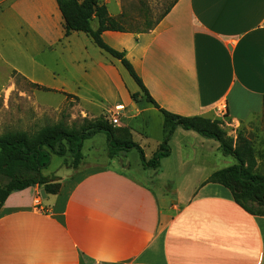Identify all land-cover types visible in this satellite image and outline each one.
I'll use <instances>...</instances> for the list:
<instances>
[{
	"label": "crops",
	"instance_id": "0c3cea01",
	"mask_svg": "<svg viewBox=\"0 0 264 264\" xmlns=\"http://www.w3.org/2000/svg\"><path fill=\"white\" fill-rule=\"evenodd\" d=\"M102 2L111 17L128 19L123 0ZM167 9L147 31L101 37L124 52L160 108L222 120L236 134L263 109L264 0H173ZM94 65L118 97L108 73L118 74L120 62L99 53ZM146 104L132 117L160 114ZM161 132L149 154L147 141L136 143L146 159L163 139V122ZM169 147L158 169H143L151 184L168 183L156 191L122 163L63 179L45 199L38 186L12 192L0 207V264H264V217L208 182L224 169L218 142L178 127Z\"/></svg>",
	"mask_w": 264,
	"mask_h": 264
},
{
	"label": "rangeland",
	"instance_id": "374dc122",
	"mask_svg": "<svg viewBox=\"0 0 264 264\" xmlns=\"http://www.w3.org/2000/svg\"><path fill=\"white\" fill-rule=\"evenodd\" d=\"M172 1L123 0L122 10L128 18L122 22L124 28L133 32L146 31ZM114 7L111 6L112 10ZM146 12L147 20H144L142 14ZM99 53L108 55L84 33L64 36L55 0H0V135L9 132L34 134L58 123L78 127L83 121H103L119 129L122 135L130 133L137 144L147 141L144 152L149 154L161 139L162 116L152 110L132 117L142 109L140 107L147 105L145 99L140 93L136 100L131 99L132 92L139 88L123 66L119 67L118 74L108 73L119 83L117 97L113 85L94 65ZM114 119L117 120L115 124L112 123ZM145 122H148L147 129L142 127ZM240 129L255 149V171L264 175V104L262 111L244 122ZM225 130L228 136H236L230 128ZM144 133L147 140L141 138ZM105 141L103 133L84 141L82 159L77 167H73L69 155L52 156L43 174L55 179L53 187L59 189L63 179H72L85 169L123 170V163L130 176L155 191L158 186L168 185L167 182L151 184L150 179H145L152 172H144L136 150L120 152L109 159ZM235 163L232 157L225 156L220 168Z\"/></svg>",
	"mask_w": 264,
	"mask_h": 264
},
{
	"label": "trees",
	"instance_id": "16d2710c",
	"mask_svg": "<svg viewBox=\"0 0 264 264\" xmlns=\"http://www.w3.org/2000/svg\"><path fill=\"white\" fill-rule=\"evenodd\" d=\"M55 4L63 21L65 37L72 33H84L101 51L120 62L138 86L145 101L160 112L163 119V139L151 158L146 159L142 149L132 140L130 133L122 135L119 129L103 121H83L78 127H66L58 123L45 126L34 134L26 132L1 134L0 207L12 192L29 187L38 186L43 188L46 194H55L58 191L53 187L55 179L43 174L52 156L69 155L73 167H77L82 159L83 142L100 133L106 136L109 159L115 158L120 152L136 150L140 155L143 169H158L160 161L169 156V140L174 130L179 127L218 142L223 155L230 156L236 161L235 164L214 172L208 182L226 188L234 203L246 213L264 217V175L255 171L257 167L255 149L243 129L237 130L233 138L227 135L222 120L212 121L199 116L184 117L160 108L149 95L131 63L125 58L124 52L111 48L103 41L101 34L105 31H133L126 30L121 19L111 17L102 0H55ZM93 20L97 21L95 30L91 27ZM137 94H132L131 99L136 100Z\"/></svg>",
	"mask_w": 264,
	"mask_h": 264
},
{
	"label": "water",
	"instance_id": "95a60500",
	"mask_svg": "<svg viewBox=\"0 0 264 264\" xmlns=\"http://www.w3.org/2000/svg\"><path fill=\"white\" fill-rule=\"evenodd\" d=\"M39 194L42 199H45L46 195L43 189L40 190Z\"/></svg>",
	"mask_w": 264,
	"mask_h": 264
},
{
	"label": "built area",
	"instance_id": "2783aa9c",
	"mask_svg": "<svg viewBox=\"0 0 264 264\" xmlns=\"http://www.w3.org/2000/svg\"><path fill=\"white\" fill-rule=\"evenodd\" d=\"M116 122H117V120H116V119H114L112 123H113V124H115Z\"/></svg>",
	"mask_w": 264,
	"mask_h": 264
}]
</instances>
